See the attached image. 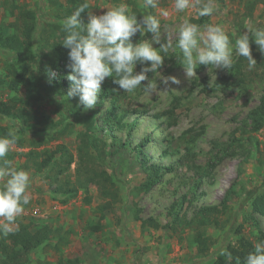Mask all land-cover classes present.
<instances>
[{
	"label": "rangeland",
	"instance_id": "1",
	"mask_svg": "<svg viewBox=\"0 0 264 264\" xmlns=\"http://www.w3.org/2000/svg\"><path fill=\"white\" fill-rule=\"evenodd\" d=\"M83 1L89 5L80 17L85 24L90 13L102 15L108 10L106 7H115L121 2ZM126 2L141 15L145 11H155L144 9L143 0ZM170 4L171 0H160L161 7L169 8ZM216 4L219 12L211 17L195 18L192 10H189L187 14H173L167 20L161 19L160 43H166L167 33H172L175 38L176 29L186 15L193 23L223 25L233 42L247 31L246 24L264 27V0H216ZM71 5L69 0H0V31L12 32L18 28V6L36 11L39 24L47 27L49 24L62 25L64 19L58 18L56 12ZM200 19L203 21L200 22ZM152 35L147 33L142 37L137 33L132 39L133 42H139L141 39H151ZM153 46L158 48L160 45L154 42ZM51 57V50L45 49L40 56L29 59L31 73L44 76L51 65ZM9 59L7 50L0 46V99L18 94L28 101V109L50 116V120L41 124L24 125L0 115V136L3 134L2 127H17L18 142L7 159L18 169L28 170L32 178V199L18 218L17 226L30 221L38 226L46 224L53 233L59 229L60 234L69 239L59 252L51 245L55 243L51 236L44 247L31 253L26 264H56L59 257L76 258L78 264H211L229 241L235 243L241 235L258 243L256 228L252 226L251 220L244 219L252 216L251 201L255 195L245 205L241 201L248 192L259 194L264 191V127L253 130L247 119L249 110L260 100L264 82L263 67L258 69L261 77H256L246 93H240L233 85L215 89L211 86L226 75L227 69L200 65L195 70L196 76L189 79L185 66L181 64L182 54L174 49L164 58L159 70L148 73L149 81L157 84L154 92L144 91L143 85L134 93L117 88L116 95L121 106L131 112L130 120L136 118L137 121L129 136L126 129L117 133L122 141L130 137L131 146H120L119 139L116 140L119 142L117 144L112 137H106L104 131L97 132V136L102 139L98 147L101 150L95 148L92 153L98 156V152L105 149L109 154L105 158L95 157L91 167L99 179V172L104 168L115 181L121 197L101 219L97 208L109 198L103 188L107 185L106 181L99 185L93 180L88 191L80 188L75 196L63 202L65 197L55 191L56 185L66 179L77 182V179L86 177L77 162H73L58 177L53 169L35 172L33 167L26 166V154L32 147L43 149L63 143L77 154L80 132L84 127L80 121L73 120L74 128L67 133L57 135L56 131H52V122L60 120V111H57L59 94L44 92L39 97L38 92L35 94L29 87L22 88L19 93L8 89L2 80L7 78ZM66 63L69 67L70 60ZM141 67L137 64L136 71H140ZM52 70L59 74L57 68ZM172 76L181 83L174 84L170 80L167 84L162 82L163 78ZM105 81L109 82V78ZM142 83L147 84L148 81ZM109 105L107 98L95 108L103 112ZM171 108L172 114L155 117L157 113ZM98 121L103 123L101 119ZM159 121L163 122L160 128L156 127ZM168 134L174 139L172 150H175V154L164 152L166 143L163 140ZM194 136L196 142L191 143ZM145 138L147 141L142 147L143 152H140L134 146ZM35 142L43 143L36 147ZM144 154L148 157V163L169 166L149 189L143 186L148 177L147 170L140 162ZM196 167L209 171L197 188L193 184ZM231 186L236 192L231 196L227 211H219V225L208 224L200 228L209 236L210 244L208 256L203 257L195 242L199 226H187V223L200 206L219 204ZM88 198L90 201H87ZM254 216L260 220L264 230V217L256 213ZM99 221L100 228L93 229ZM233 223H243V231L229 234V224Z\"/></svg>",
	"mask_w": 264,
	"mask_h": 264
},
{
	"label": "trees",
	"instance_id": "2",
	"mask_svg": "<svg viewBox=\"0 0 264 264\" xmlns=\"http://www.w3.org/2000/svg\"><path fill=\"white\" fill-rule=\"evenodd\" d=\"M69 2L72 4L71 7L56 12L58 18H67L78 7L85 3L83 0H69ZM18 7L20 8L17 14V18L20 21L18 28L12 32L0 31V46L7 50L8 58H10L7 62V78H4L2 81L7 84L6 86L8 89L15 93H19L24 87H29L35 94L38 92L37 95L39 97H42L44 92L48 94L53 92L59 94L60 100L57 111H60V120L52 122V131H56L57 135H63L72 130L75 125L73 120L80 121L84 127L80 132L81 138L77 154H74L63 143H58L55 147H44L43 149L32 147L26 154V166L33 167L35 172L53 169L55 170V176L58 177L67 171L73 162H77L78 168L80 169V167H82L86 177L84 179H77V182L66 179L61 182L60 185H56L55 191L65 197L62 200L63 202H66L67 198L75 196L80 188L88 191L89 184L93 180L99 185H103V182L106 181L105 183L107 185L103 186V188L105 187V192L107 196L109 195V198L97 208V212L100 213V218L103 219L105 215L114 208L115 202L121 200V197L115 186V181L111 178L112 176L107 174L106 170L102 168L98 176L100 179L96 178L95 169L91 167L95 157L104 156L105 158L109 154L105 149L104 151H99L98 156L92 153L95 148L101 150V148L99 149L98 147L102 139L97 136V132L104 131L106 137H112L113 142L119 144L118 141L116 142V140L119 139L117 133L126 129L127 135L129 136L136 125L137 119L133 118L130 120L129 117L131 116V112L121 106L119 98L116 95V89L119 87L113 83V77H109V82L105 81L102 86L101 97L98 104H101L102 101L107 98H109L110 101L109 107L103 112H100L101 110L99 108H93L88 111L82 110L83 107L79 106L78 94L73 97H68L67 93L73 86L72 82L66 78L71 72V69H69L66 63L69 59L68 52L70 50L60 44L65 35L62 31V25L49 24V26L44 27L39 24L38 13L36 11L21 6ZM133 11L137 13L138 19L142 17L138 10L134 9ZM199 21L201 22L203 19ZM39 30H41V32ZM251 48L253 57L257 60V65L253 70L248 69V62L244 57H236L234 58L232 69H227L226 75L221 76L211 87L216 89L218 86L230 87L233 85L240 90V93H246L249 86L256 80V77L260 78L262 75L258 73L259 67H263L264 73V54L258 50V46L255 43L251 44ZM45 49H50L51 55L53 54L49 68H57L59 70L57 79L52 83L48 82L47 73L40 77L33 75L30 70L29 59H34L35 55L40 56ZM263 75L262 79H264ZM261 89L262 93L259 103L250 109L247 115L250 128L253 130H259L264 127V82L261 85ZM172 111L171 108L159 112L155 117L162 118L165 114H172ZM0 115L8 117L11 119V122L20 121L24 125L30 123L41 124L44 121L50 120L48 114H40L36 110L28 109V101L23 100L18 94H14L8 99H0ZM98 119H101L103 123H100ZM162 126L163 122L161 121L156 124L158 128ZM1 130L3 131L1 136H4L10 129L9 127H2ZM198 135H200V133L196 136L198 137ZM128 136L127 139L123 141L119 139L120 146H131L132 141ZM146 139L147 138L138 141L134 148L143 152L142 147L145 145ZM196 139L197 138L194 136L191 143H195ZM173 140L171 134H168L163 140V142L166 143L165 153H174L175 150H172ZM42 143L43 142H35L34 145L40 147ZM114 143H112V145H114ZM144 155L145 156L141 158L140 162L143 168L147 170L148 177L143 183V186L149 189L164 175V170L168 169L169 166H164V164L156 162L148 163V157L146 154ZM195 171L193 184H195L197 188L202 177L209 175V171L202 167H196ZM235 190L236 189L232 186L229 187L226 195L219 204L200 206V208L194 212L191 220L187 223V226H199V228H197L195 242L203 257L208 256L207 252L210 249V244H208L209 236L200 228L208 224L219 225L217 215L220 210L227 211L230 207L231 196L235 194ZM252 196H254L251 201L250 214L252 216L244 217V219L245 221L251 220L252 226L256 228L257 232L256 241L259 243L264 241V230L262 229L260 220H258L254 214L256 213L264 217V191L259 194L253 191L248 192L244 195L241 204L245 205L248 203ZM87 201H90V198H88ZM229 219H227L228 222L230 221ZM38 225L39 224L35 225L33 221L20 223L18 231H15L7 237L0 236V264H26L31 253L44 247L45 242L51 240V236L55 239V243L51 245L59 252L62 250V246L68 243V237L60 234L59 229H57L58 232L56 231L53 233L48 225ZM224 225L225 224H222L221 226ZM229 225L227 230L229 234L241 233L244 228L243 223H233ZM92 228H100V221ZM255 244L257 243L254 240H251L245 235H241L236 239L235 243L229 241L225 249L213 258L211 264H244V258L249 252L254 251ZM77 262L78 260L76 258L59 257L56 264H78Z\"/></svg>",
	"mask_w": 264,
	"mask_h": 264
},
{
	"label": "clouds",
	"instance_id": "3",
	"mask_svg": "<svg viewBox=\"0 0 264 264\" xmlns=\"http://www.w3.org/2000/svg\"><path fill=\"white\" fill-rule=\"evenodd\" d=\"M88 7V3H84L64 19L62 31L65 35L60 43L70 50L68 79L73 87L67 96L78 94L79 106L84 111L97 106L103 83L109 77L114 78L113 83L123 92L134 93L141 85L144 91L154 92L157 84L149 81L148 73L162 67L170 50L178 49L182 54L181 64L189 79L196 76L195 70L200 65L231 70L234 57H244L248 69L253 70L257 60L253 57L252 41L264 54V27L246 24L247 31L233 42L223 25L193 23L187 15L181 19L175 38L172 33H167L166 43H160L161 19L167 20L173 14H187L189 10L195 18L211 17L219 12L216 0H171L169 8L161 7L160 0H143L144 9L155 11L142 12L140 19L126 0H121L115 7H106L108 10L102 15L90 13L85 24L80 17ZM137 33L142 37L147 33L153 35L151 39L133 42ZM154 42L160 46L154 47ZM137 64L142 65L138 72ZM56 79L57 72L47 69L48 82ZM169 80L174 84L181 83L175 76L163 78L162 82L167 84ZM144 81L148 83H142ZM17 142L16 126L0 136V236L4 237L18 231V218L32 199L30 172L18 169L7 159ZM244 264H264V241L255 244L254 251L244 258Z\"/></svg>",
	"mask_w": 264,
	"mask_h": 264
}]
</instances>
